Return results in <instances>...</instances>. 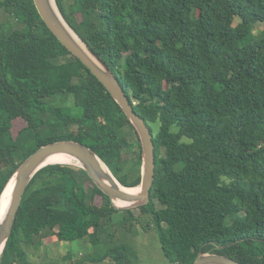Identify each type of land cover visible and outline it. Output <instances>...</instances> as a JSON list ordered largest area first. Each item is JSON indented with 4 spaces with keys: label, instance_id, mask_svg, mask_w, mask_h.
Wrapping results in <instances>:
<instances>
[{
    "label": "trees",
    "instance_id": "trees-1",
    "mask_svg": "<svg viewBox=\"0 0 264 264\" xmlns=\"http://www.w3.org/2000/svg\"><path fill=\"white\" fill-rule=\"evenodd\" d=\"M56 2L154 135L151 202L136 217L81 167L48 165L27 188L0 264H38L29 252L46 239L108 244L74 264H141L114 241L116 213L124 228L149 219L165 264H193L200 253L264 264V31L254 29L264 0ZM61 140L89 146L121 184L140 186L141 141L120 105L34 0H0V202L18 167Z\"/></svg>",
    "mask_w": 264,
    "mask_h": 264
},
{
    "label": "water",
    "instance_id": "water-1",
    "mask_svg": "<svg viewBox=\"0 0 264 264\" xmlns=\"http://www.w3.org/2000/svg\"><path fill=\"white\" fill-rule=\"evenodd\" d=\"M34 3L51 32L104 85L135 128L142 146V179L139 186L140 192L137 194L129 193L119 188L118 179L89 146L73 140H61L41 147L18 167L13 177L15 178V185L10 205L3 213L0 202V254L3 253L14 229L17 214L28 186L39 171L48 165H53L48 164L52 156L65 154L76 158L81 163L79 167L85 170L92 182L110 198L117 210H132L148 205L151 202V190L156 173L154 135L145 120L135 111L114 72L70 26L61 13L56 0H34ZM72 32L79 39H76ZM103 164L108 171L105 170ZM121 185L124 188L132 189ZM119 202L124 205H118ZM193 264L243 263L216 253H200Z\"/></svg>",
    "mask_w": 264,
    "mask_h": 264
},
{
    "label": "rangeland",
    "instance_id": "rangeland-1",
    "mask_svg": "<svg viewBox=\"0 0 264 264\" xmlns=\"http://www.w3.org/2000/svg\"><path fill=\"white\" fill-rule=\"evenodd\" d=\"M74 0H65L66 7L69 8L70 4ZM239 20L236 19V23ZM255 34H259L264 31V24H256L254 27ZM61 96H58L57 104L66 106L72 110V100L60 99ZM51 101V100H50ZM24 123L19 121V125L16 126L15 134L17 130L22 128ZM78 166L79 165H75ZM96 204L101 205V197L96 198ZM134 210V215L136 217L140 216L139 209ZM124 218L123 213H116L114 215V222L110 227L111 234L114 237V241L118 242V239L124 241L125 244L130 246L131 257L134 263L141 264H165L166 258L163 255L161 244L159 241L158 233L153 229L146 230L144 226H147L149 219L143 218L142 221H133L132 224L129 222L127 224V229L122 227L120 222ZM131 229V230H129ZM112 243H109V246H112ZM108 244H103L101 249L96 248L92 245L89 239L74 241L71 243H56L54 244L51 239L44 240L42 248H31L29 252V258L35 263H55V264H74L79 260L83 259L85 256H97L103 254L102 252L106 251ZM70 253L71 258L65 259L64 256H68Z\"/></svg>",
    "mask_w": 264,
    "mask_h": 264
},
{
    "label": "bare ground",
    "instance_id": "bare-ground-1",
    "mask_svg": "<svg viewBox=\"0 0 264 264\" xmlns=\"http://www.w3.org/2000/svg\"><path fill=\"white\" fill-rule=\"evenodd\" d=\"M72 33L75 35L76 39H79L74 32H72ZM56 163H62V164H67V165H74V164L75 165H81V163L76 158L71 157L69 155H65V154L54 155L48 161V164H56ZM14 185H15V178L11 179V181L8 183L7 187L5 188L6 190L4 191L2 198H1V211H2V213L5 212L10 205ZM119 188H121L124 191H127L129 193H134V194H137L140 192V187L128 189V188H124L120 183H119ZM117 204L118 205H124L123 203H120V202ZM0 258H1V254H0Z\"/></svg>",
    "mask_w": 264,
    "mask_h": 264
}]
</instances>
